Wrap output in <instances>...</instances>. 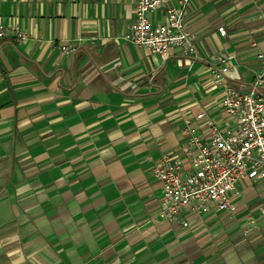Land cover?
<instances>
[{
	"label": "crops",
	"instance_id": "obj_1",
	"mask_svg": "<svg viewBox=\"0 0 264 264\" xmlns=\"http://www.w3.org/2000/svg\"><path fill=\"white\" fill-rule=\"evenodd\" d=\"M135 4L0 0V23L28 35L0 39V264H264L263 178L184 227L158 217L155 171L164 156L192 170L185 120L233 125L213 71L230 56L228 82L253 81L264 0H191L197 57L126 41Z\"/></svg>",
	"mask_w": 264,
	"mask_h": 264
},
{
	"label": "built area",
	"instance_id": "obj_2",
	"mask_svg": "<svg viewBox=\"0 0 264 264\" xmlns=\"http://www.w3.org/2000/svg\"><path fill=\"white\" fill-rule=\"evenodd\" d=\"M170 0H136L135 16L124 34L126 41L148 48L164 57L179 50L181 54L197 57L198 47L194 33L187 28V12L191 0H176L166 4L165 20L153 24L151 14ZM7 30H12L18 40L28 35L18 26L10 28L0 23V39ZM225 35L223 26L219 27ZM63 52H73L74 47L61 44ZM259 68L247 87H236L228 82L231 70L230 56L221 57L222 66L214 68L213 75L221 86L222 105L233 118L230 127H219L207 120L208 133L200 132L196 122L206 117L204 111L196 114L195 120L187 119L182 132L187 139V153L192 170L183 173L182 161L164 156L155 171L162 182L164 207L158 217L175 221L187 227L185 211L201 217L217 207L234 210L233 195L245 179H264V53L257 52ZM264 218V207H261ZM255 219L250 217L249 224ZM251 226L245 232L251 231Z\"/></svg>",
	"mask_w": 264,
	"mask_h": 264
},
{
	"label": "rangeland",
	"instance_id": "obj_3",
	"mask_svg": "<svg viewBox=\"0 0 264 264\" xmlns=\"http://www.w3.org/2000/svg\"><path fill=\"white\" fill-rule=\"evenodd\" d=\"M225 30H226V28H225ZM227 32V31H226Z\"/></svg>",
	"mask_w": 264,
	"mask_h": 264
}]
</instances>
